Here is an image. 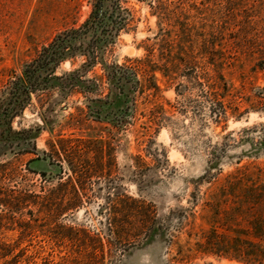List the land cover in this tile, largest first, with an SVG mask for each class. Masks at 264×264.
Segmentation results:
<instances>
[{
  "label": "rangeland",
  "instance_id": "obj_1",
  "mask_svg": "<svg viewBox=\"0 0 264 264\" xmlns=\"http://www.w3.org/2000/svg\"><path fill=\"white\" fill-rule=\"evenodd\" d=\"M92 4L93 0H0V107L10 79L22 73L58 33L81 25ZM123 4L131 9L133 21L88 76L102 72L103 61L122 64L143 58L148 65L155 62L165 68L173 37L175 63L181 69L174 79L165 76L164 69L155 72L159 89L143 73L139 75L143 90H137L133 79L124 91L112 82L114 100L103 104L102 118L89 113L90 101L84 93L69 97L60 89L33 93L13 119L15 150L0 141V160L14 161L26 175L19 176L18 185L41 192L67 178L71 172L67 163L61 166L44 153L51 150L49 140L60 136L111 141L117 167L111 178H95L86 191L90 199L75 211L51 217L35 206L26 207L13 213V220L4 218L7 224L0 236L19 248L28 247L29 253L39 251L40 261L49 255L60 260L69 249L67 226L100 232L105 242L111 238L108 197L122 193L151 204L156 225L149 236L117 244L105 264H262L203 253L197 243L212 227L214 204L224 207L225 203L226 209L232 203L230 198L223 201L229 174L244 166L251 172L264 170V98L256 103L264 94V0H127ZM190 55L191 68L186 70ZM84 61L83 55L68 58L57 74ZM220 71L227 83L221 98L226 113L221 116L214 112L208 84ZM24 129L36 135L40 158L31 162L37 156L25 150H33L31 136L17 133ZM260 182L264 185V176ZM249 219L232 223L246 228L243 237L254 250L256 242L264 245V238L250 232ZM228 232L232 237L241 235Z\"/></svg>",
  "mask_w": 264,
  "mask_h": 264
},
{
  "label": "trees",
  "instance_id": "obj_2",
  "mask_svg": "<svg viewBox=\"0 0 264 264\" xmlns=\"http://www.w3.org/2000/svg\"><path fill=\"white\" fill-rule=\"evenodd\" d=\"M124 1L127 0H93L92 11L81 25L58 33L27 63L22 73H16L10 79L6 85L8 95L3 97V104L0 107V141L5 146L15 150L16 130L13 127V119L25 109L33 93L50 92L55 89H60L66 97L74 93H84L90 101L87 105L89 113L96 118H102L103 104L114 100L112 82L124 91L128 80L133 79L137 90H143L144 85L139 76L143 73L149 74L154 82L153 87L159 89L155 72L164 69L165 76L175 78L174 74L181 69V66L175 63L177 60L173 48L175 37L170 38L168 42L166 57L172 64L169 65L167 61L165 68L155 62L148 65L145 62L147 59L143 58L129 59L128 63L122 64L103 61L102 72H95L92 77L88 76L95 65L101 62V58L106 59L105 53L113 47L117 35L128 29L133 21V13L123 4ZM188 36L191 37L189 34ZM79 55L85 57L80 67L57 74V69L64 60L68 58L74 60ZM184 59L187 60V57ZM191 61L190 55L185 63L189 65L186 70H190ZM208 84L214 112L221 116L226 113V105L221 99L224 96V89L227 90L224 74L220 71L217 72L216 78L212 75ZM105 88L108 92H104ZM258 98L256 103L264 98V94L260 93ZM17 133L31 136L33 150H25L37 156L31 158L29 162L39 159L36 135H32V129L18 130ZM48 145L51 150L44 151L46 158L57 161L61 166L65 161L71 172L56 187L45 190L44 186L41 192L18 185L16 180L19 176L21 179H25L26 176L22 169L12 160H0V229L7 224L4 223V218L13 220V213L30 206L51 214V217L75 211L84 205L86 199H90L86 191L92 188L90 186L95 178L97 180L111 178L113 169L117 167L115 147L107 139L60 136L55 141L49 140ZM27 168L34 171L30 167ZM40 173L46 176L45 171ZM263 176V169L251 172L245 166L229 174L230 185L223 187L226 193V199L223 201L226 202L227 199L229 201L230 198L232 203L226 209L225 203L224 207L214 204L209 221L212 227L203 231L204 241L197 243L198 251L263 264V243L256 242L253 250L251 242L243 237L247 234L246 228L233 227L234 222L252 216V219H249L252 224L250 232L264 238V185L259 183ZM59 177L64 178L63 175ZM108 208L109 229L112 234V239L107 238L108 243L100 232L92 233L84 227L67 226L65 236L70 239L68 253L62 255L60 260L49 255L41 257L40 261L39 251L29 253L28 247L19 248L16 243L0 236V264H105V259L113 255V249L117 244L122 245L124 241L132 242L142 239L145 235L149 236L156 225L153 206L131 195L116 193L109 196ZM4 210L6 214L3 213ZM229 229L242 236L232 237Z\"/></svg>",
  "mask_w": 264,
  "mask_h": 264
}]
</instances>
